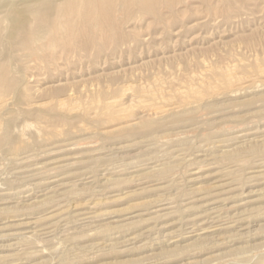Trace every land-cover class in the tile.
<instances>
[{
	"label": "rangeland",
	"instance_id": "374dc122",
	"mask_svg": "<svg viewBox=\"0 0 264 264\" xmlns=\"http://www.w3.org/2000/svg\"><path fill=\"white\" fill-rule=\"evenodd\" d=\"M0 264H264V0H0Z\"/></svg>",
	"mask_w": 264,
	"mask_h": 264
},
{
	"label": "bare ground",
	"instance_id": "6f19581e",
	"mask_svg": "<svg viewBox=\"0 0 264 264\" xmlns=\"http://www.w3.org/2000/svg\"><path fill=\"white\" fill-rule=\"evenodd\" d=\"M5 2V1H4ZM17 9V8H16ZM14 11V10H13ZM15 12H17V10H15ZM13 14V13H12ZM16 14V13H15ZM14 14V15H15ZM8 20V19H7ZM10 25L13 29H15L18 25V19L15 18V16H11L9 19ZM258 174V173H257ZM47 189V188H46Z\"/></svg>",
	"mask_w": 264,
	"mask_h": 264
}]
</instances>
